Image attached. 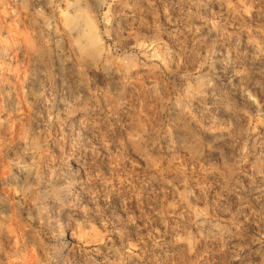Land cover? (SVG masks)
<instances>
[{
  "label": "rangeland",
  "instance_id": "rangeland-1",
  "mask_svg": "<svg viewBox=\"0 0 264 264\" xmlns=\"http://www.w3.org/2000/svg\"><path fill=\"white\" fill-rule=\"evenodd\" d=\"M0 264H264V0H0Z\"/></svg>",
  "mask_w": 264,
  "mask_h": 264
},
{
  "label": "bare ground",
  "instance_id": "bare-ground-1",
  "mask_svg": "<svg viewBox=\"0 0 264 264\" xmlns=\"http://www.w3.org/2000/svg\"><path fill=\"white\" fill-rule=\"evenodd\" d=\"M74 22H75V20H74V21H73V20H70V21H69L70 26H73V25L75 24ZM70 26H69V27H70ZM78 43H79L80 45H82V42H81V41H78ZM83 49L86 51V48H83Z\"/></svg>",
  "mask_w": 264,
  "mask_h": 264
}]
</instances>
